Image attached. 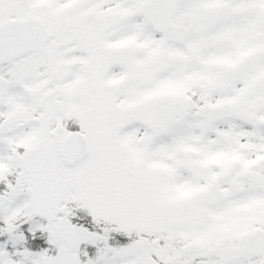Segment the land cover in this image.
<instances>
[{"label":"snow or ice","instance_id":"1","mask_svg":"<svg viewBox=\"0 0 264 264\" xmlns=\"http://www.w3.org/2000/svg\"><path fill=\"white\" fill-rule=\"evenodd\" d=\"M0 264H264V0H0Z\"/></svg>","mask_w":264,"mask_h":264}]
</instances>
